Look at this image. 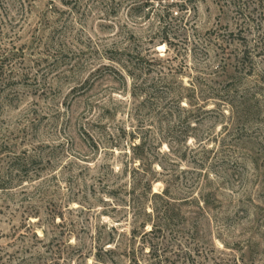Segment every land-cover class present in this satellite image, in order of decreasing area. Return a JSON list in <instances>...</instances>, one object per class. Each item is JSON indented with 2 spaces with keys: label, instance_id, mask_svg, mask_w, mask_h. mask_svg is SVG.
<instances>
[{
  "label": "rangeland",
  "instance_id": "rangeland-1",
  "mask_svg": "<svg viewBox=\"0 0 264 264\" xmlns=\"http://www.w3.org/2000/svg\"><path fill=\"white\" fill-rule=\"evenodd\" d=\"M2 72L0 264H264V0H0Z\"/></svg>",
  "mask_w": 264,
  "mask_h": 264
},
{
  "label": "trees",
  "instance_id": "trees-1",
  "mask_svg": "<svg viewBox=\"0 0 264 264\" xmlns=\"http://www.w3.org/2000/svg\"><path fill=\"white\" fill-rule=\"evenodd\" d=\"M179 7H180V10H184L185 9V5L183 3L181 5H179ZM177 15H178V13H177ZM3 74H5V73L2 72L0 74V80H1V77H2ZM138 189H141L143 192L141 193L140 196H137V198L133 197V199H134L133 201H134V203H137V204L140 203V201H141V206H144L146 200H148L149 196H151V195H152V198H154V199H162L163 198L162 196H167V193H165V192L163 194L153 193L152 183H151L150 180H146L145 182H141L140 184H136V182H134V187L132 188L131 194L132 195L134 194V196H135V194L138 191ZM108 193H109L110 196H116L117 195L115 191H110ZM139 206H140V204H139ZM143 211L145 213V216L148 219V220H146L144 222V224L142 226L143 230H142V233H141V237L143 239L147 238L149 235L156 234V232H158V231H163V230L167 229L166 228V226H168L167 223H168V221L171 218V216H169V209H166V210L163 209V211H161V210H159L156 207V208H154V210L152 212H148L146 207L145 208L143 207ZM154 215H157L156 219H158V222H154L152 224V229L149 232H147L146 231V226H147V224L151 223L152 218L154 217ZM134 233H136V231ZM135 238H136V236H135ZM100 242L101 241H99V243ZM110 243L111 242H109V244ZM105 247H106V245L101 247L100 252H104L105 251L106 255L112 256L114 253L112 251L105 250ZM100 254L101 253L98 252V255H96V257L98 259L97 261L105 264L108 260L104 259L103 256H101ZM109 262L112 263V264H116L111 259L109 260ZM162 262L160 261L159 264H162Z\"/></svg>",
  "mask_w": 264,
  "mask_h": 264
}]
</instances>
